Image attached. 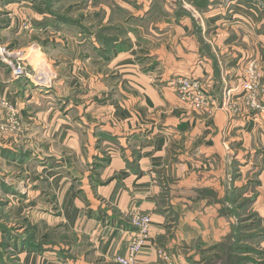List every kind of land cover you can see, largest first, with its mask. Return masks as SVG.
<instances>
[{
    "label": "crops",
    "instance_id": "1",
    "mask_svg": "<svg viewBox=\"0 0 264 264\" xmlns=\"http://www.w3.org/2000/svg\"><path fill=\"white\" fill-rule=\"evenodd\" d=\"M149 1L146 18L133 25V49L128 53L122 50L110 63L117 71L116 79L107 82V64L101 57L89 55L85 62L71 66L74 83L65 90L82 81L83 95L75 107L74 98L64 99L57 89L60 108L66 100V109L72 108L65 110L64 116L52 112L54 105L43 106L41 97L46 95V89L31 88V83L23 85L25 78L14 80L9 67L0 63V114L4 112L2 101L15 105L23 117L46 108L42 113L47 111L52 119L50 133H56L58 142L65 141L80 153L76 167L86 168L96 153L110 158L107 164L100 161L104 164L101 179L110 180L98 186L100 200H108L121 214L138 210L152 216V242L138 256V264H158L156 245L164 242L170 250L169 245L177 243L172 235L166 240L158 237L165 229L174 228L179 232L176 237L184 235L189 242L205 240L210 235L211 239L220 238L234 221L229 214H234L239 200L255 198V208L264 216V109L250 107L251 98L256 97L264 108V0ZM1 2L14 13L0 8L2 40L10 42L21 37L15 27L26 13L36 24L50 21L41 5L31 4L21 12L25 2H19L17 10L14 4ZM5 16L14 19L5 22ZM141 33H146L144 41L155 55L147 62L151 69L145 74L133 63L137 49L142 47L137 45ZM81 64L88 71H96L80 79L77 72ZM252 67L260 75L258 87L244 90L243 83ZM176 76L199 79L212 97V108L194 109L180 100L170 83ZM109 87H115L116 92L105 102L103 97ZM29 88L36 94L28 96ZM231 89V100L226 103L225 94ZM96 98L99 101H94ZM33 115L29 116L34 118ZM100 136L99 144L96 140ZM83 144L88 159L82 158ZM136 154L138 159L131 157ZM88 174L86 168L79 176ZM60 182L64 185L57 199H70L71 205L78 208L65 210L61 204L63 216L69 218L67 228L86 243H93L75 251V247L86 245L78 243L72 250L75 254L65 264H115L114 257L127 252L133 226L76 219L75 212L84 214L83 200L69 182L62 178ZM108 218H113L110 211ZM171 218L174 224H170ZM101 219H105L103 215ZM30 257L37 264H59L48 256ZM190 261L193 260L179 259L180 264H191Z\"/></svg>",
    "mask_w": 264,
    "mask_h": 264
},
{
    "label": "rangeland",
    "instance_id": "2",
    "mask_svg": "<svg viewBox=\"0 0 264 264\" xmlns=\"http://www.w3.org/2000/svg\"><path fill=\"white\" fill-rule=\"evenodd\" d=\"M6 1L14 4L13 7L16 10L19 2H25L21 12H24L31 4L41 5L47 11L50 21L36 24L31 15L26 13L24 20L15 27L17 31H21V37L10 42L0 39V63L9 67L14 80L25 78L23 85L31 83L33 84L31 88L38 86L46 89L44 90L47 92L46 95L41 97L43 106L54 105L52 112L57 111L62 116L67 113L65 110L72 108L66 109L67 100L60 108L61 98L55 95L57 89L59 88V96L64 99L74 98L75 107L79 106L83 95L82 81L69 90H65L74 83L71 77L72 68L77 66L76 64L85 62L89 55H94L101 57L100 60L107 64L105 72L107 82L116 79L117 71L110 67V63L122 50L128 53L133 49V25L142 17L146 18L150 5L149 0ZM2 5L0 8L3 7L4 11L11 13L9 11L11 9ZM12 19H14L13 16H5V22H10ZM146 22L147 20L144 24H147ZM145 34L141 33L138 37L137 45L142 47L137 49L139 51H136L137 54L133 59V63L140 66L139 72L142 74L149 72L151 68L148 69L147 62L155 56L154 51L144 41ZM140 41L144 42L143 45ZM66 50L70 51L66 52ZM15 56L17 59H12ZM10 62H13L12 64L19 62L24 74L13 77L15 69ZM18 66L19 64L15 67ZM80 66L77 72L80 79L96 71H88L82 64ZM44 78L46 82L51 81L45 84ZM75 80L77 82L78 79ZM58 82L62 86L57 87ZM18 87L20 88L21 85ZM12 89L14 90L15 87ZM108 92L103 97L105 102L114 97L115 87H109ZM176 93L181 100L180 93L178 91ZM35 94L36 92L29 88L28 96ZM47 97L52 99L47 101ZM94 101L97 102L99 99L96 98ZM212 106L208 105L204 109L209 110ZM1 107L4 112L0 114V264H37V261L30 256H48V259L54 258L59 264L61 261L63 262L61 264H65L68 258L75 254L72 251L74 246L88 242L67 228L66 220L69 222V218L63 216L61 204L65 210L77 207L71 205L70 199L63 197L61 200L57 199L61 193L60 187L64 185L60 182L61 178L69 182L73 192L83 200L81 206L84 214L80 216L75 212L76 219L85 217V220L94 224L102 220L111 224L118 223L119 227L131 226L133 213L131 210L121 214L116 206L108 200H100L97 194L99 185L110 182V180H102L100 176L104 165L100 164V161L109 163L108 156L106 158L101 153L93 154L92 162L86 165L88 178L81 177L80 171L82 173L86 168L76 167V164L80 163V153L74 146H67L65 141L58 142L56 133H50L52 119L47 116L49 114L47 111L42 113L46 108L41 107L40 109H44L42 112L34 113V115L27 113L23 117L18 113L17 107L9 101H2ZM29 115L35 117L31 118ZM100 137L96 140L99 144L102 141V136ZM82 152V158L90 157L84 149V144ZM131 157L138 159L139 156L136 154ZM98 199L101 201L99 205ZM255 201V198H251L236 202L234 214H229L234 221H230L227 232L218 239H211L210 235L205 240L197 238V242L194 240L189 242L184 235L176 237L179 232H174V228L169 231L165 229L164 233H161L162 235L159 233L158 237L166 240L172 235L171 239L176 238L177 243L170 244V250L164 242H161L163 245L157 244L156 254L157 249L166 248L172 254L176 264H180L179 259L185 262L193 260L190 261L191 264H264V216L255 208ZM109 211L113 218L106 220ZM102 215L105 219H101ZM174 220L169 219L170 224H174L171 223ZM73 221L75 222L74 219ZM176 224L178 225V220ZM198 234L201 235V232L199 231ZM90 243L93 244L91 241ZM90 243L75 247V251L89 248ZM118 255L114 257V262ZM158 264H162L161 260Z\"/></svg>",
    "mask_w": 264,
    "mask_h": 264
},
{
    "label": "built area",
    "instance_id": "3",
    "mask_svg": "<svg viewBox=\"0 0 264 264\" xmlns=\"http://www.w3.org/2000/svg\"><path fill=\"white\" fill-rule=\"evenodd\" d=\"M12 59H17V57L15 56ZM10 63L15 69L13 71V77L24 74L19 62H14L15 64H12L13 62ZM17 64H19V66L15 67ZM15 71H17V73H15ZM248 74L249 77L247 81L243 83L244 90H254L258 87L257 82L260 78L259 72L255 67H252L249 69ZM170 83L176 91L180 93L181 98L192 108L204 109L207 108L208 105H213L212 97L199 79L191 76H176L171 79ZM231 91L232 89L225 94L226 103L231 100ZM250 107L254 110L264 109L261 107L256 97L251 98ZM130 224L133 226V232L131 233L127 252L124 255H118L116 257V264H137L139 254L151 242L153 220L150 214L137 210L131 214ZM157 254L162 264H176L172 254L166 249H157Z\"/></svg>",
    "mask_w": 264,
    "mask_h": 264
},
{
    "label": "bare ground",
    "instance_id": "4",
    "mask_svg": "<svg viewBox=\"0 0 264 264\" xmlns=\"http://www.w3.org/2000/svg\"><path fill=\"white\" fill-rule=\"evenodd\" d=\"M42 64V63H41ZM15 73H17V71H15ZM51 81V80H50ZM50 81H48V82H50ZM48 82H46V80H45V78H44V82L43 83H48Z\"/></svg>",
    "mask_w": 264,
    "mask_h": 264
}]
</instances>
